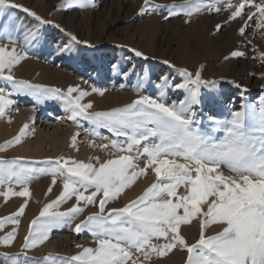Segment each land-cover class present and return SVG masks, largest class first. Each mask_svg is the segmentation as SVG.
Segmentation results:
<instances>
[{"label": "snow or ice", "instance_id": "6c2138e0", "mask_svg": "<svg viewBox=\"0 0 264 264\" xmlns=\"http://www.w3.org/2000/svg\"><path fill=\"white\" fill-rule=\"evenodd\" d=\"M65 2L88 6V0ZM150 3L151 0H144L145 7L140 9L141 13ZM186 3L188 16L205 10H227L230 12L229 19H243L244 10L250 6L259 13V27L264 28V0H260V3L241 0L236 4L233 0H212L207 4L201 0H186ZM5 7L22 8L40 24L53 23L22 5L0 0V12ZM177 7L172 5L170 14H177L174 11ZM255 15L249 14V20ZM220 27L217 25V30ZM244 31L245 28L241 27V35ZM7 35L6 32L0 33V38ZM30 38L36 39L35 34L28 33L25 40ZM71 39L80 43L75 36ZM10 43L13 45L11 48L7 44H0V80L10 83L17 93L37 100L59 98L71 113L70 119L75 121L82 117L97 127L108 129L116 137L125 138L123 142L112 140L110 145L102 146L105 149L111 147L115 153H126H114L115 158L104 162L97 159L96 163H85L71 157L41 162L54 165L51 173L44 169L40 172L51 174L54 177L53 185L56 184L55 177H62L63 191L31 221L28 235L24 237V249L43 244L49 239L53 228L65 224L71 226L84 211L81 206L83 201L85 205L96 206L98 203L99 210L76 223L72 231L76 234L85 231L91 233L96 246L77 245L82 247V251L65 258L63 264H147L153 255L163 257L174 249L186 251L185 264H264V107L259 114L254 109L251 113L235 111L231 113V119L225 121L210 116L214 128L222 130L221 137H213L193 127L196 121L192 109L194 105L202 103L201 86L215 87L217 83L202 78L201 66V70L195 73L178 69L185 83L175 87L186 88L189 94L179 105H169L162 98L140 96L122 108L92 112L91 103H81L89 93L78 86H69L65 92L15 79L13 69L28 58V53L17 51L15 41L10 40ZM133 51L137 57L144 56L141 51ZM244 55L241 51L231 53L232 57ZM259 58L264 62V52L259 53ZM92 91L103 95L101 89L93 88ZM77 92L78 95H73ZM10 95L12 93L0 90V117L13 103L7 98ZM261 104L264 105V97ZM28 127L25 124L13 140L0 145V152L20 143ZM92 135H96L95 131ZM76 139L74 135L73 147ZM142 157L147 159L140 167ZM177 158L185 163L178 162ZM21 160L20 157L11 160L0 157V187L9 185L6 192L0 191L5 198L10 194L30 196L28 184L35 178L37 170L23 166ZM222 167H226L230 174L225 175ZM148 170L154 172L156 182L124 207L106 210L109 202L116 200ZM13 179L22 187L21 191L13 192ZM51 190L50 187L48 191ZM73 196L76 204L67 211H51ZM26 204L27 201L9 218L13 223H19L17 217L23 214ZM194 219L200 224V234L195 243L189 244L181 234V226L190 224ZM2 224L3 221H0V226ZM211 225L218 226L219 231L207 235L206 230ZM14 237L15 231L4 237L3 242L10 243ZM161 239L164 243H154Z\"/></svg>", "mask_w": 264, "mask_h": 264}, {"label": "rangeland", "instance_id": "374dc122", "mask_svg": "<svg viewBox=\"0 0 264 264\" xmlns=\"http://www.w3.org/2000/svg\"><path fill=\"white\" fill-rule=\"evenodd\" d=\"M24 2L25 0H10V3L22 5L23 8H28L44 20L53 23L40 24L22 8L5 7L0 12V33L8 34L0 38V44H7L11 48L13 45L10 40L15 41L17 51L28 53V60L25 59L24 62L28 61L37 67L35 74L23 75L18 71L23 63L21 61L13 69L17 80H25L49 88H59L65 92L69 86H78L80 90L89 93L82 98L81 103H91L93 107L90 111L97 112L122 108L140 96L162 98L169 105L173 103L179 105L189 94L186 88L175 87L185 83V78L179 74L178 69L184 68L195 73L201 70L202 66V78L217 83L215 87L201 86L202 103L194 105L192 109L196 121L193 127L202 130L201 118L203 116L208 118L215 116L218 120L225 121L231 119V113L235 111L251 113L254 109L259 114L264 106L261 104V98L264 97V75H262L264 74V62L259 58V53L264 52V28L259 27L260 16L253 7H246L243 19L239 17L229 19L230 12L227 10L219 12L205 10L188 16L186 13L189 8L186 0H151L143 13L140 9L145 7L144 0H88L86 7H82L80 3L69 5L65 0H26ZM201 2L207 4L212 0H201ZM239 2L241 0H233L234 4ZM254 2L260 3V0H254ZM172 5L179 6L174 10L177 14H170ZM251 13H256V15L249 20L248 16ZM217 25L221 26L219 30H217ZM241 27L245 28L243 35L240 33ZM30 32L35 34L36 39L30 38L26 41L25 37ZM72 36H75L80 43L73 41ZM133 49L141 51L144 56L137 57ZM233 51H241L245 55L232 57ZM164 61L169 63L166 64ZM44 71L54 75L52 79L46 81L48 83L39 82V75ZM93 88L103 90V95H101L103 99L98 96L99 93L92 91ZM0 90L12 93L8 97L13 103L6 109V114L10 111L14 116L13 109L21 112L23 110L25 112L28 108L32 109L36 112L33 126L40 127L41 130L61 131L64 136L65 127L72 125L75 127L78 141H81L83 136H88L98 142L99 147L105 144V137H109L110 141L123 142L125 140L124 137H116L108 129L97 127L92 121L82 117L75 121L63 117V111L67 110L65 102L59 98L37 100L32 96L17 93L10 83L3 80H0ZM95 94L97 100L91 98H95ZM73 95H78V92ZM5 115L0 117V123ZM7 131L9 133L11 131L12 135L5 137L0 135V145L17 136L15 132L12 133L13 129L9 128ZM93 131L96 135H92ZM22 143L20 141L17 145L8 147L6 151H3L5 153L2 152L4 155L0 157L8 160L16 158L13 157L12 150ZM68 149L64 148L57 158L61 156L69 158L67 153L70 149ZM144 158L147 159L146 157L141 159L146 161ZM168 158L172 159V157ZM49 159L55 160L56 158L45 157L40 160L23 158L21 160L23 166L37 170L35 178L28 184L30 188L37 189L39 195L35 208L37 210L27 212L24 209L23 214L17 217L18 224L11 222L9 218L19 209L9 216L0 217V221H3L0 226V264L3 262L63 264L65 258H70L82 251L79 249V252H75L77 245L96 246L91 233L85 231L76 234L72 231L76 223L99 210L98 203L93 206L85 205L82 201L81 206L84 207V211L76 217L71 226L65 224L53 228L49 233L47 242L60 240L62 252L39 251V253H34L40 250L38 245L30 249L22 247L31 221L39 216L46 204L56 200L63 191L62 177H55L56 184L53 185L54 177L51 174L40 172L44 169L51 173L54 165L41 163ZM177 160L185 163L181 158ZM221 171L225 175L230 174L226 167H222ZM6 186L9 187L8 184ZM12 186L13 189H21L15 179L12 181ZM50 187L51 192L48 191ZM58 187L62 190L58 191ZM140 195L141 193L134 194L132 199L126 203L121 202L122 200L118 197L106 205V210L124 207ZM65 204L68 207L64 206ZM74 204H76V199L73 196L51 211L65 212ZM61 206L62 210L59 209ZM184 228L186 232L181 234L189 244L195 243L199 239L200 229L192 224L184 225ZM13 231H15L14 239L10 243H4L3 238ZM206 234L209 235L207 232ZM17 239L20 244L18 248L15 244ZM82 242H85L84 245ZM163 242V239L154 241L160 244ZM178 250L174 249L168 255L160 257L161 259L158 257L159 261H157V256L153 255L152 257L156 259L151 258L147 264L167 259L169 254L172 256L179 254L177 263L185 264L187 253ZM29 251H33V254ZM25 257L34 260L31 259L26 263Z\"/></svg>", "mask_w": 264, "mask_h": 264}, {"label": "bare ground", "instance_id": "6f19581e", "mask_svg": "<svg viewBox=\"0 0 264 264\" xmlns=\"http://www.w3.org/2000/svg\"><path fill=\"white\" fill-rule=\"evenodd\" d=\"M18 1H20V0H18ZM25 2H26V0H25ZM18 71L20 73H22L23 75L31 76L32 74H35V71H37V67L35 65H33V64H30L28 61L24 62V60H23V63L20 65ZM53 76H54L53 74H49L48 72L44 71V73H41L39 75V80H40L39 82H41V81L42 82H46V81L52 79ZM57 79H59V78H57ZM54 81L55 80H53V82ZM46 83H48V82H46ZM98 96L100 97L101 95H98ZM7 98L10 99V97H7ZM91 98L96 99L97 98L96 94H95V98L94 97H91ZM101 98H102V96H101ZM253 106H255V104ZM13 110H12V112L14 113L13 114L14 116H12L11 112L9 111L5 115L2 123H0V135L1 136H4V137L5 136H11L12 135V134H10L11 131H10V133L7 131V129H9V128L13 129L12 133L15 132L14 134L18 135L20 133L21 128L25 124L29 125L28 129L25 130V134L21 137V141L23 143L18 145V146H15L14 149L12 148L13 149L12 150L13 157L14 156L15 157H20L22 159L23 158H36V159H39V160L41 158H45V157L57 158L59 155H61L62 151H64V148H69L70 151L67 153V155H69L71 158H73L75 160L83 161L85 163L93 162V161H94L93 163H96L97 159L100 162H104L107 159L115 158V155H114L115 150L114 149H112L111 147L105 149V148L102 147L103 144H102V146L100 145L101 147H99L98 142L93 141L91 139V137L89 138L88 136H83L84 138L81 141L80 140L78 141V138H77L76 142H75V147H73L72 146V137L75 135L76 130H75V127L72 126V125H68V126L65 127V129H64V133L65 134L63 136V133L61 131L58 132L57 130H53L52 132H49V130H41V129H39L40 127L38 128V127L33 126V121L36 118V112H34V110L29 109V108L25 109V112H24V110L22 112L18 111V110H15V109H13ZM70 115L71 114H70L69 111H63V117H65V118L68 117L69 118ZM201 122H202L201 123V129H202L201 131L202 132H206V133L212 135L213 137H221L223 135V132H220L221 130H219L218 128H214V123L211 120H209L208 117L203 116L201 118ZM77 133H78V131H77ZM104 143H105L104 145H110L109 137H105L104 138ZM46 148H48V149L46 150ZM3 153H5V152H3ZM115 154L119 155V154H126V153H115ZM0 155L2 156L4 154H2V152H1ZM48 155H50V156H48ZM64 158H66V157H64ZM178 159L180 160V158H178ZM144 163H145V161H143L141 159L139 161L140 167H143ZM96 166L98 167L99 165L97 164ZM154 182H156V176H155L154 172H152L151 170H148L146 175H143V176L139 177L136 180V182L130 188H127V189H125L123 191V193L119 196L120 200H122L121 202H123V203L128 202L129 200L132 199V196L134 194H137V193L138 194L139 193L142 194V192ZM55 187H57V186H55ZM61 187H58L57 190L58 191L62 190ZM7 189H8V186H6V184L3 187H0V191H2V192H6ZM28 189H29V192H30V196H27V197L16 196V195L10 194L7 198H5L3 195H0V217L1 216L2 217L9 216L14 211L18 210L21 207V205H24L26 201H27V204L25 206V211L27 210V212L28 211L30 212L33 209H35L36 208V203H37V200H38V196H39L38 193H37V189L33 188V187L30 188L29 186H28ZM21 190H22V187H21V189L20 188L19 189L14 188L13 192H19ZM180 191L183 192L184 189L181 188ZM53 192L56 193L57 191L53 190ZM66 205L67 204H65L64 206H66ZM62 206L59 207V209H61ZM66 207H68V206H66ZM56 209H57V207H56ZM36 210L37 209H35V211ZM11 222H12V220H11ZM190 224H192L196 228L200 229V224H199L197 219L192 220ZM217 231H219V228L216 225H211L206 230V232L209 235L215 234ZM185 232H186V230L184 228V225H182L181 226V233H185ZM18 239H20V237ZM18 239L15 240V244H16L17 248L20 245ZM47 241L48 240H46L43 244H39L38 247H39L40 250L37 249L38 251L34 252V253H39V251H51L53 253L62 252L61 251V247H60V245H61L60 240L49 241V242H47ZM84 243L82 242L83 245H84ZM93 248H94V246H93ZM33 249H35V248H33ZM75 249H76L75 252L77 253V252H79V249L81 250L82 248L78 247V248H75ZM32 252H30V253H32ZM35 255L36 254H34V256ZM155 257H156V255H155ZM155 257H152V258H154V260L157 258V261H159V259H158L159 256H157L156 258ZM178 257H179V254H176V256H172V255L169 254V256L166 257L167 259L164 258L165 260L163 259L162 261L155 262L153 264H178L177 263ZM25 259H26V257H25ZM31 259H33V258H31ZM31 259L30 258L26 259V263L29 262V260L31 261ZM154 260H152V261H154ZM33 262H31V263H33ZM24 263H25V261H24ZM2 264H9V263L3 262Z\"/></svg>", "mask_w": 264, "mask_h": 264}]
</instances>
